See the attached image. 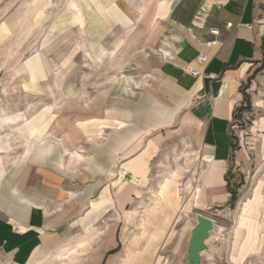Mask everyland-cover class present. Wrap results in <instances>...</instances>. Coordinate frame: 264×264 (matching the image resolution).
I'll return each mask as SVG.
<instances>
[{"label": "rangeland", "instance_id": "rangeland-1", "mask_svg": "<svg viewBox=\"0 0 264 264\" xmlns=\"http://www.w3.org/2000/svg\"><path fill=\"white\" fill-rule=\"evenodd\" d=\"M30 1L0 0V117L13 116L21 111L30 119L51 105V111L56 114L51 132L62 137L65 146L71 136L77 135L70 150L90 147V142L97 141L95 137L113 124L104 120L103 123V118L98 115L101 108L116 102L128 105L151 78L154 64L163 59L160 51L164 49L163 45L169 46L164 40L172 30L167 25L169 15L164 18L156 13L160 3L170 10L173 0H150L146 7H141L142 0H96L98 7H90L87 0H38L36 7L27 15L32 7ZM25 65L31 70V79L38 81L30 80ZM246 87L249 88V94L245 95L246 104L240 108L242 113L231 124L233 154L224 183L219 188L221 193L228 195L217 200L208 195L205 208L200 210L211 215L220 227L207 240L214 249L209 260L212 264H264V71L252 77ZM77 121L85 122L88 137L76 126ZM19 122L20 119L7 121L3 126L0 123V137L8 132L11 134L10 140H7L11 143V149L3 155L15 157L16 161L24 151V144L33 141L25 129L17 130ZM180 135L188 136L179 127L151 135L144 141L137 156L125 160L126 163L120 161L114 170L110 182L119 178L121 168L133 172L135 178L139 179L136 185L139 193H131V201L124 205V211H136V215L128 219L121 209H111V202L100 216H95L99 200L96 198L103 189L100 188L92 199H96L92 206L87 204L83 207L68 222L63 235H45L42 245L29 257L35 252L42 257L62 246L73 248L76 240L84 234L79 220L88 211L84 221L95 217L90 223L94 226L93 231L100 234L89 242L85 253H80L82 256L75 259L73 264H84L87 258L94 255L96 244L104 239L109 242V236L123 225L127 229L125 236L121 237L140 245L138 253L153 254V264H177L181 261L183 255L177 250V245L186 227L195 218L194 211L197 209H190L174 220L176 208H166L161 204L159 208L171 218L166 233H172L166 235L163 244L162 240L152 243L156 248L153 252L148 251L150 246L146 248L151 227L142 230L139 226L143 210L154 205L155 192L170 172L180 171V205L187 201L185 208H190L192 187L202 184L199 176L207 169L208 162L201 160L193 141L192 144L182 142ZM1 141L5 140L2 138ZM133 149L130 148L124 157ZM259 183L261 201L251 204L259 208L257 211L251 210L254 216L257 215L255 238L259 241L255 239L254 246L241 253V240L246 232H239L234 240L238 205L240 202L243 204V200L251 199ZM110 190L114 198L111 187ZM218 234L223 236L219 242L214 240ZM20 260L26 264L25 258ZM0 264L19 263L2 260ZM40 264L60 263L49 255Z\"/></svg>", "mask_w": 264, "mask_h": 264}, {"label": "crops", "instance_id": "crops-1", "mask_svg": "<svg viewBox=\"0 0 264 264\" xmlns=\"http://www.w3.org/2000/svg\"><path fill=\"white\" fill-rule=\"evenodd\" d=\"M168 15L172 33L164 40L169 46L163 45L160 51L163 59L154 64L151 78L128 105L116 102L101 108L98 115L113 124L104 128L90 147L70 150L78 136H71L65 146L62 137L50 130L53 119L39 138L24 144L17 161L3 155L11 149L7 142L11 134L0 137L5 148L0 150V261L22 264L20 258L27 262L38 256L35 252L29 257L45 235H63L68 222L98 198L97 204H102L110 197L114 202L111 209H121L128 219L136 215V211H124V205L131 201V193H139V179L124 168L119 169V179H110L120 161L126 163L137 156L151 135L175 127L188 134L180 135L182 142L193 141L201 160L208 162L199 176L204 183L192 187L189 210L205 208L208 195L213 200L228 195L219 188L233 154L231 124L246 104V86L264 71V0H173ZM200 57L205 60L201 62ZM209 73L216 78L206 77ZM76 126L87 136L83 127ZM130 148L135 149L124 157ZM100 188L101 193L92 200ZM186 202L178 214L184 213ZM252 209L259 208L251 205ZM87 214L79 220L82 228ZM195 223L194 218L185 233L183 230L177 245L183 259L177 264L186 260ZM126 229L124 225L116 228L109 242L104 239L96 244L94 255L84 264H138L139 259L153 264V254L138 253L140 245L121 237ZM168 233L160 239L162 244ZM206 245L199 264H212L209 260L214 249L209 241ZM146 248L149 252L156 249L152 243Z\"/></svg>", "mask_w": 264, "mask_h": 264}, {"label": "bare ground", "instance_id": "bare-ground-1", "mask_svg": "<svg viewBox=\"0 0 264 264\" xmlns=\"http://www.w3.org/2000/svg\"><path fill=\"white\" fill-rule=\"evenodd\" d=\"M89 6L91 7V5H94L95 7H98V2L96 0H87ZM150 0H142L141 3V7H146L148 2ZM32 4L31 9L27 12V15L29 13H31L34 9V6L36 7V5L38 4V0H32L30 1ZM47 2V1H46ZM18 9V8H17ZM169 12V9L166 7L165 4L160 3L158 6V10L156 15H158L159 17H167V14ZM25 15V14H24ZM18 17V16H17ZM131 26V25H130ZM29 27V26H28ZM29 30V29H28ZM127 31V30H126ZM26 32V31H25ZM125 37V36H124ZM176 38V37H174ZM118 42V41H117ZM118 47V45H117ZM117 50V49H116ZM25 68L30 76V68L25 65ZM39 72V71H37ZM17 74V73H16ZM32 76V75H31ZM30 76V80L35 81L37 79L33 78ZM113 77V76H112ZM124 77V76H123ZM40 79H42L40 77ZM113 79V78H112ZM122 79V78H121ZM110 80V79H109ZM116 80V78H115ZM38 81V80H37ZM117 81V80H116ZM122 81V80H121ZM129 83V80H127ZM109 82V81H108ZM112 82V81H111ZM114 82V81H113ZM127 83V82H126ZM127 83V84H128ZM22 84V82H21ZM111 84V83H110ZM134 84V82H133ZM129 86V85H128ZM23 87V84H22ZM121 87V86H120ZM125 87V85H124ZM85 93V92H84ZM51 110H53L52 106H47L46 108H44L40 113L36 114L35 116L31 117L30 119H28L27 117H25L23 112H19L17 114H13V116H1L0 117V123L7 122V121H16V120H21V123L23 122V124H21L20 122V126L18 127L17 130L21 129L20 131H23L24 129L27 131L28 135L30 136V139L34 140L36 138H39V136H41L46 127L48 126V123L51 119H53V122L55 120V116L56 114L53 113ZM3 112V111H2ZM1 115V114H0ZM11 115V114H10ZM103 121V120H102ZM51 122V121H50ZM52 122V123H53ZM97 122V121H96ZM100 121H98L99 123ZM77 124H79L81 127L85 128V122H76ZM97 123V125H98ZM104 123V121H103ZM107 123V122H106ZM63 124V123H62ZM58 125V124H57ZM53 126V125H51ZM50 126V127H51ZM105 126V125H104ZM55 127V126H54ZM68 127V126H67ZM48 128V127H47ZM64 128V127H63ZM96 128V127H95ZM99 128V127H98ZM96 128V129H98ZM101 128V127H100ZM88 129V128H87ZM53 130V129H52ZM61 131V130H60ZM88 132V131H87ZM96 132V131H95ZM53 134V133H52ZM51 134V135H52ZM100 135V134H99ZM96 136V135H95ZM58 138V137H57ZM31 141V140H30ZM29 141V142H30ZM57 141V140H56ZM158 142V141H157ZM1 144V142H0ZM39 146V145H38ZM9 147H7L6 149H8ZM5 148L2 147L0 145V150H4ZM36 149V148H35ZM40 150V149H39ZM66 150V149H65ZM36 151V150H34ZM65 152V151H64ZM40 154V153H39ZM52 154V153H51ZM69 154V153H68ZM37 156V154H36ZM76 156V155H74ZM117 156V155H116ZM34 157V156H33ZM80 157V156H79ZM31 159V158H30ZM180 169V168H179ZM180 171L178 170H174L172 172H170V175H168V177H165V179H163L159 186L157 191L155 192V197L156 200L154 205L147 210L146 207V211L143 210L144 215H142L140 217L141 221L139 226L142 227V230H144L146 227L150 226L151 227V234H149V237L147 238V244L150 245L151 243H154L153 241H160L161 238H163L165 236L166 233V228L170 223V216L167 214V212L165 213L163 210H161L159 207L161 206V204H164L163 207L166 208H176L177 210V215L175 217L174 220H176L180 214H178V209L180 208V197H179V187H178V177L180 176ZM120 177V176H119ZM119 179V178H118ZM203 182V181H202ZM204 183V182H203ZM260 183L254 188L253 191V195L251 197L250 200H247L245 203H241L238 205V217H237V221L235 222V230H234V240L237 239V234L239 232H242L243 230L246 232L243 240H241V248H240V252H246L248 249L252 248L254 246L253 241L258 242L259 239L256 237L255 238V233L257 231V220L254 217L253 211H250V206L252 203H257L261 201L262 198V194H261V188H260ZM107 187V186H106ZM204 187V186H203ZM204 190V189H203ZM111 191V190H109ZM196 191V190H195ZM110 193V192H109ZM203 195V194H202ZM151 198V197H150ZM153 198V196H152ZM192 198L191 197V202H192ZM201 199V198H200ZM244 201V200H243ZM111 198H107L106 202H103L102 204H97L98 206L96 207V215L95 216H100V213H102V211L106 208L107 209V205L112 204L111 203ZM151 202V200H150ZM114 203V202H113ZM114 205V204H113ZM149 205V204H148ZM111 206V205H110ZM163 209V208H162ZM165 209V208H164ZM182 210L184 212L189 210V207L185 206L182 208ZM181 210V211H182ZM255 212V211H254ZM170 213V212H169ZM183 213V212H182ZM256 214V213H255ZM257 216V215H256ZM93 217V216H92ZM89 218L84 224H83V231L84 234L82 235V233L77 240L75 242V245L73 248H67V247H59L55 252L53 253H45L42 257L39 256H34L33 258H31L28 262H26V264H40L43 263L44 261L47 260L48 256H52L53 258L57 259L58 262L60 264H73V262L75 261V259L78 260V258L80 256L83 255V252L85 253V248H87L86 246L89 244V242L96 238L97 235H99L100 233H98V231H93L94 230V226L90 223V220L95 219V217L93 218ZM161 217V218H160ZM97 219V218H96ZM234 225V224H233ZM171 228V227H170ZM170 230V229H169ZM169 232V231H168ZM172 233V231H170L168 234L170 235ZM76 237V236H75ZM74 237V238H75ZM76 239V238H75ZM98 239H100V237H98ZM52 245V244H51ZM89 252V251H88ZM80 253H82V255H80ZM140 255V254H139ZM157 256V255H156ZM80 259V258H79ZM76 260V263H78ZM81 263V261H79ZM75 263V262H74ZM138 264H145V261L143 259H139L138 260Z\"/></svg>", "mask_w": 264, "mask_h": 264}, {"label": "water", "instance_id": "water-1", "mask_svg": "<svg viewBox=\"0 0 264 264\" xmlns=\"http://www.w3.org/2000/svg\"><path fill=\"white\" fill-rule=\"evenodd\" d=\"M196 223L190 230L188 239V249L185 262L179 264H199L201 252L207 248L206 241L214 232H218L220 227L205 213L195 210ZM223 236L218 234L214 240L221 241Z\"/></svg>", "mask_w": 264, "mask_h": 264}, {"label": "built area", "instance_id": "built-area-1", "mask_svg": "<svg viewBox=\"0 0 264 264\" xmlns=\"http://www.w3.org/2000/svg\"><path fill=\"white\" fill-rule=\"evenodd\" d=\"M211 32H212V33H215L216 30L213 29ZM199 60H200L201 62H203V61L205 60V58H204V57H200ZM190 73H191L192 75H196L197 71L194 70V69H191V70H190ZM206 77H208V78H210V79H215V78H216V75H215L214 73H209V74H207Z\"/></svg>", "mask_w": 264, "mask_h": 264}]
</instances>
